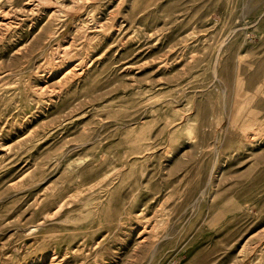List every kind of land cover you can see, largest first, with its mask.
<instances>
[{"label":"rangeland","instance_id":"1","mask_svg":"<svg viewBox=\"0 0 264 264\" xmlns=\"http://www.w3.org/2000/svg\"><path fill=\"white\" fill-rule=\"evenodd\" d=\"M0 264H264V0H0Z\"/></svg>","mask_w":264,"mask_h":264}]
</instances>
